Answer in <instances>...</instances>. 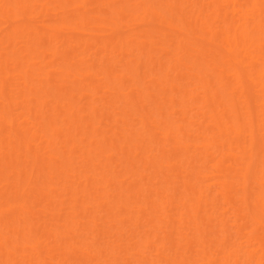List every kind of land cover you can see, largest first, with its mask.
I'll return each mask as SVG.
<instances>
[{
	"label": "bare ground",
	"instance_id": "bare-ground-1",
	"mask_svg": "<svg viewBox=\"0 0 264 264\" xmlns=\"http://www.w3.org/2000/svg\"><path fill=\"white\" fill-rule=\"evenodd\" d=\"M0 264H264V0H0Z\"/></svg>",
	"mask_w": 264,
	"mask_h": 264
}]
</instances>
